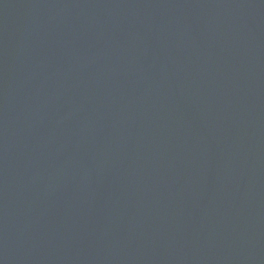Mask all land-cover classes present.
Listing matches in <instances>:
<instances>
[{
    "label": "water",
    "instance_id": "obj_1",
    "mask_svg": "<svg viewBox=\"0 0 264 264\" xmlns=\"http://www.w3.org/2000/svg\"><path fill=\"white\" fill-rule=\"evenodd\" d=\"M0 264H264V0H0Z\"/></svg>",
    "mask_w": 264,
    "mask_h": 264
}]
</instances>
